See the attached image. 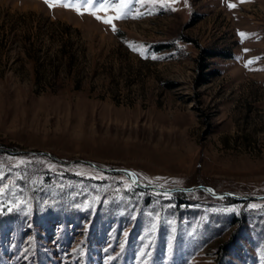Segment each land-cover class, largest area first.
I'll return each instance as SVG.
<instances>
[{
  "label": "rangeland",
  "instance_id": "obj_1",
  "mask_svg": "<svg viewBox=\"0 0 264 264\" xmlns=\"http://www.w3.org/2000/svg\"><path fill=\"white\" fill-rule=\"evenodd\" d=\"M55 2L0 0V264H264V0Z\"/></svg>",
  "mask_w": 264,
  "mask_h": 264
},
{
  "label": "snow or ice",
  "instance_id": "obj_2",
  "mask_svg": "<svg viewBox=\"0 0 264 264\" xmlns=\"http://www.w3.org/2000/svg\"><path fill=\"white\" fill-rule=\"evenodd\" d=\"M49 7H55V0H46ZM60 6L72 8L77 11L78 14H83V11H88L91 15H93L96 19L101 20L103 23L112 24V21L115 19H121L126 15L124 9L128 8L129 5L126 0H121L120 3H110L109 0H105L104 3H98V0H68V2H64V0H60ZM230 8L235 7L234 4L228 5ZM109 9L115 11L114 16H100L97 13L100 11L107 12ZM83 10V11H82ZM113 30L115 31V27L113 25ZM245 34L241 33V36ZM136 50V49H134ZM251 61L246 62V66Z\"/></svg>",
  "mask_w": 264,
  "mask_h": 264
},
{
  "label": "water",
  "instance_id": "obj_3",
  "mask_svg": "<svg viewBox=\"0 0 264 264\" xmlns=\"http://www.w3.org/2000/svg\"><path fill=\"white\" fill-rule=\"evenodd\" d=\"M9 152H11V153H15L16 151H9ZM17 152H19V151H17ZM21 152H27V150H22ZM38 153H40V154H46V155L51 156V154H50L49 152H46V151H44V152H38ZM112 171H113V172H120V173L124 174V175L126 176V178H127L131 183L136 184L139 188H142V189H144V188H148V187H146V186L139 185V184L133 179V177H132L129 173L125 172V171H122V170H112ZM201 188H203L205 191H207V192H208L209 194H211L212 196H216V195H217L216 193H213V192H211L210 190H208L206 187H201ZM221 195L232 197V198H234L235 200L264 198V197H253V196H236V195H232V194H229V193H221Z\"/></svg>",
  "mask_w": 264,
  "mask_h": 264
},
{
  "label": "trees",
  "instance_id": "obj_4",
  "mask_svg": "<svg viewBox=\"0 0 264 264\" xmlns=\"http://www.w3.org/2000/svg\"><path fill=\"white\" fill-rule=\"evenodd\" d=\"M208 57H212V56H219V57H230L229 53H224V52H211L209 54H207ZM204 80H201V83H203Z\"/></svg>",
  "mask_w": 264,
  "mask_h": 264
}]
</instances>
